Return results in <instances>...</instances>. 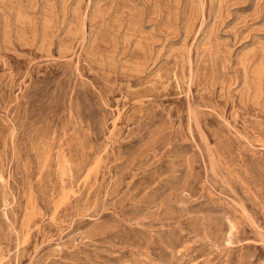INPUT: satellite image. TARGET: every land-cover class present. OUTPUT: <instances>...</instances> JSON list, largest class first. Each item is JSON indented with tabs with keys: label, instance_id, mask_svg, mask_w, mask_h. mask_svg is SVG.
<instances>
[{
	"label": "rangeland",
	"instance_id": "obj_1",
	"mask_svg": "<svg viewBox=\"0 0 264 264\" xmlns=\"http://www.w3.org/2000/svg\"><path fill=\"white\" fill-rule=\"evenodd\" d=\"M0 264H264V0H0Z\"/></svg>",
	"mask_w": 264,
	"mask_h": 264
},
{
	"label": "bare ground",
	"instance_id": "obj_2",
	"mask_svg": "<svg viewBox=\"0 0 264 264\" xmlns=\"http://www.w3.org/2000/svg\"><path fill=\"white\" fill-rule=\"evenodd\" d=\"M199 28V27H198ZM90 33V32H89ZM138 47V46H137ZM128 65V64H127ZM130 65V64H129ZM256 76V75H255ZM188 86V85H187ZM236 94V93H235Z\"/></svg>",
	"mask_w": 264,
	"mask_h": 264
}]
</instances>
